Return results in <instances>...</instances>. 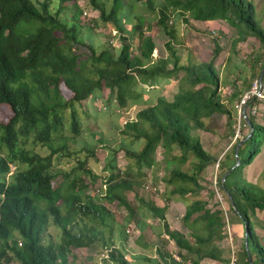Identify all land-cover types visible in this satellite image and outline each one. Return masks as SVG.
Returning a JSON list of instances; mask_svg holds the SVG:
<instances>
[{
  "label": "trees",
  "instance_id": "obj_1",
  "mask_svg": "<svg viewBox=\"0 0 264 264\" xmlns=\"http://www.w3.org/2000/svg\"><path fill=\"white\" fill-rule=\"evenodd\" d=\"M85 1L92 12L99 13L102 23L112 24L119 33L122 44L118 51L112 47V41L101 52L85 43L89 35L81 36L78 20L82 11L76 5L77 0H0V105L12 113L6 124H0V264H73L72 249L88 248L97 241L98 258L105 249L114 247L115 233L119 234L117 238L125 235L128 224L134 223L142 232L143 223L136 220V211L127 195L138 198V182L144 171L155 165L158 148L163 150L162 158L167 165L177 160L181 167L190 157L194 161L190 162L188 171L178 166L170 169L169 177L163 180L169 195L198 197L186 207L183 217L192 241L169 229L163 209L142 204L158 213L156 218L163 223L164 233L180 251L195 256L191 264L204 260L224 262L217 244L228 240L226 228L236 223L229 222L219 207H209L207 201L199 199L205 189L201 178L217 160L204 150L193 132L203 130L204 120L214 115L226 116L228 127H232L234 109L231 106L243 91L236 90L230 95V108L222 102L221 81L213 63L222 49L215 38L209 62L180 64L174 46L178 36L176 22L223 21L236 33L231 49L250 36L264 48V31L255 20L253 3L248 0H128L123 5L122 0H111L107 11L102 0ZM54 2L63 8L72 4L73 15L60 19L61 10L52 12ZM140 8L156 14L157 24L169 38L165 47L169 57L153 55L155 44L151 37L144 36L145 22ZM132 43L136 48H132ZM75 46L85 47L90 55L80 60L73 53ZM135 50L137 56L132 55ZM263 66L264 63L251 66V79H258ZM180 71L184 73L181 83L189 88L180 90L171 101L158 97L154 105L140 110L135 119L127 117L129 120L118 128V144L106 149L102 166L98 170L89 168L90 160L97 155L94 141L82 139L81 115L88 116L79 110L82 102L89 98L97 100L99 92L107 89L110 94H116L119 111L129 102L139 103L146 93L139 84L158 86L160 80L175 78ZM64 92L71 98L66 99ZM248 119L254 131L239 148L240 165L231 170L235 164V147L241 141L238 140L231 148V166L225 168L218 164L219 169L226 170L216 184L221 193L226 197L228 193L232 198L238 214L229 205L230 210L243 226V232L244 226L247 228L248 250L243 245V264H249L248 258L253 264H264V246L250 219L251 212L264 213V187L249 183L244 175V169L261 153L264 126L255 117ZM240 122L247 127L245 121ZM96 134L91 133L90 138ZM138 143H142L140 150L135 149ZM241 151L245 153L243 157ZM120 152L129 165L125 172L133 181L119 176L117 155ZM228 157L227 153L223 156ZM225 173L228 175L222 182ZM58 177L61 183L54 188ZM99 178L105 180L100 186V196L88 195V189ZM262 180L264 184V175ZM207 195L212 198L215 192L209 190ZM138 199L137 207L144 201ZM107 206L127 212L128 218L117 231L114 215ZM51 225L59 231L57 238L48 236ZM113 251L111 256L116 257L118 251ZM115 261L127 264L121 255Z\"/></svg>",
  "mask_w": 264,
  "mask_h": 264
},
{
  "label": "rangeland",
  "instance_id": "obj_2",
  "mask_svg": "<svg viewBox=\"0 0 264 264\" xmlns=\"http://www.w3.org/2000/svg\"><path fill=\"white\" fill-rule=\"evenodd\" d=\"M106 4V10L109 11L111 8L112 1L111 0H102ZM252 2L251 0H248ZM128 0H122V4L126 5ZM77 6L80 7L82 14L79 17V24L82 27L81 30V36L86 37L87 34L89 35V40L85 39V43L93 45L95 51L101 52L102 47L106 45L107 42L112 41V47L115 50H119L121 48L122 42L119 40V33L116 31L114 26L112 24H104L99 19V13L98 12H92L91 8L88 6L87 2L85 0H77ZM72 7V4H67L66 8L60 7L56 2H54L51 6L52 12L57 10H61L60 12V19H69L73 13L74 10H70ZM86 13L87 15H84ZM139 13L144 18V29L143 33L146 37H151L154 44H155V50H154V56L155 57H169V52L166 50V43L169 42V38L167 35H165L162 27H160L157 24L156 21V14L149 12L146 8H140ZM173 19H171L172 23ZM127 30L130 29V26L126 27ZM188 28L187 26L184 28ZM187 29L186 31H188ZM89 32V33H88ZM196 32V31H195ZM190 31H188V36H190ZM198 33V32H197ZM55 35L60 36L59 33H55ZM196 37V34H194ZM219 33L216 32L215 34H212V38H209L210 41L208 42L207 47L205 50H208L207 53L210 52V49L213 45V38H218ZM222 39L223 36L221 35ZM87 38V37H86ZM191 38V37H190ZM181 36L177 38V43L174 45L175 49L177 50L178 57L180 58V64L181 65H188L192 62L197 63L198 59L195 57H190V52H188V48L185 46L184 40L181 41ZM221 39V40H222ZM220 40V42H221ZM225 41H223L224 43ZM209 46V47H208ZM252 49H256L254 46H251ZM132 48H136L135 43H132ZM210 48V49H209ZM73 53L77 56H80V60H84L86 56L88 57L90 53L87 51V49L83 46H75L73 48ZM117 54L118 52H115ZM206 53V51H205ZM255 53V52H254ZM251 51H244L243 54L240 56L234 57V62L237 61V63L240 65L241 68H244V70L248 71L249 65L252 63L253 59H255V55ZM133 56H137L138 52L135 50L132 53ZM223 59H225L223 55ZM210 58L207 62H209ZM200 62V61H199ZM233 62V63H234ZM228 68H230V65L228 63ZM135 77V74H132ZM184 73L182 71L177 73V76L172 79H162L157 84L158 86H146L145 84H139L141 89H145V94L141 96L139 103L136 105H131L129 102L127 107L121 109L118 111V103L116 102V94H110V92L107 89H104L99 92L97 100H93V98H89L82 102V106L79 107V110L84 113L87 112L88 116L84 117L81 115L82 119V125H83V138L82 139H88L94 141V151L96 152L97 157H94V159L90 160L89 168L91 169H99L100 166H102L103 159L107 155L108 148H113L115 145L119 142V136H118V128H122L124 126V123L128 121L129 119H135L136 114L151 105H154L156 103V100L158 97L162 96L167 101L173 100V97L180 91V90H186L189 87L181 83V79L183 78ZM220 77V76H219ZM221 78V77H220ZM221 81V79H220ZM224 81V84L220 86L219 88V94L221 96L222 102L230 108L229 106V96L234 93L236 90H242L245 91L249 88L248 83L252 81V79H245L243 81L244 83L241 84L239 87L235 86V90H232L231 92H226L223 90L226 81ZM247 81V84H246ZM248 85V86H247ZM147 89V90H146ZM153 89V90H152ZM149 93V94H148ZM226 93V94H224ZM64 97L66 99H70L71 95L67 92L63 93ZM134 95V93H133ZM130 101H132L131 98H129ZM227 101V103H225ZM235 103V102H234ZM232 107V106H231ZM264 107L262 105L260 106V115L258 117V123L264 126ZM233 110V118H234V125L232 127H228L227 125V117L223 115H214L210 119L204 120V129L203 130H195L193 132V135H195L197 138H199L202 147L205 151H207L214 159L217 160L216 163L209 166V168L206 169L205 173L203 174L201 178V183L205 189L203 190V195L207 197V201L209 203V207H219V209L225 211V214L227 216V219L229 222H234L236 224H230L228 226L229 232L233 233L234 235V242L233 244L228 242L222 243L221 247L223 250V257L226 259L228 263H230V258L232 256V252L235 254V258L237 263L236 264H243L244 262V255H243V245L245 248V239L243 237V226L238 223L237 218L235 217L233 211L230 210L229 203L227 201V197L219 191L217 180L221 176L222 172L225 171V168H228L231 166L232 157H231V148L235 143H237L238 140H243V138L249 133V130L247 127L244 126V122H239L237 117V112ZM128 114L129 116H127ZM259 114V113H258ZM12 117L11 111L5 107L0 105V124H6ZM129 117V119L127 118ZM128 119V120H127ZM91 133H100L96 134L94 138H90ZM245 139V138H244ZM98 140H102V142H98ZM111 141V143L109 142ZM264 145V144H263ZM142 147V143H138L135 145L136 150H140ZM263 148V147H262ZM244 150V149H243ZM41 154H44V151H40ZM263 150L261 151V153ZM227 153L229 157L223 158V156ZM260 153V154H261ZM179 155V153H177ZM240 156L243 157L245 153L240 152ZM244 154V155H243ZM157 156V159L160 161L162 165H159L157 170H155L153 173H151L147 178V180H139V189H137L138 193H153V188H157V191L155 193H165V184L164 186L162 184H159L157 182V185H151L148 181L151 180V177L156 178L157 174L160 176V178L164 179L166 177H169L170 169L166 170L164 168L163 163V150L161 148H158V151L155 154ZM193 156V155H192ZM194 157V156H193ZM259 155L254 158L252 163L247 166L244 169V175L246 171L254 167L256 165V162L259 161ZM170 156H166V160H169ZM190 159H192L190 157ZM229 160V161H228ZM177 161V160H176ZM175 161V165L179 167V163ZM221 161V162H220ZM159 163V162H158ZM218 164L221 166L224 165L223 170L218 168ZM259 168H255L254 172L252 173L251 170L248 174V181L249 183H252L256 186L264 187L262 176L263 173H260L262 167L264 166V160L260 162ZM128 163L124 158V153L120 152L117 155V168L121 169V172L119 174L120 178L122 180L127 181H133L128 174L125 172L127 168ZM262 166V167H261ZM220 167V166H219ZM182 171H188L191 168L190 163H186L181 165L179 167ZM264 169V167H263ZM165 170L167 171V175H165ZM246 180V178H245ZM152 183L153 179L151 180ZM65 183L67 180L64 181ZM61 183L60 177L56 178L54 181V188L59 186ZM105 183V180L102 179H96L95 182L92 184V186L88 189V195H96L100 196V193H98V190H100V186ZM212 190L215 192V195L212 198H208L207 191ZM164 191V192H163ZM137 198L132 196L130 198L129 204L133 207H137ZM107 209L112 212L115 218L114 222V230L118 229L119 226L122 224L123 220V211L124 209L114 208L112 206H107ZM125 213V211H124ZM250 219L254 226L255 231L257 232V235L260 239L261 244L264 246V213L255 211L254 213H250ZM128 236L132 235L134 233V229L127 228ZM100 231V230H99ZM107 233V232H106ZM51 235L54 238H57L59 235V231L51 225L48 229V236ZM116 236V235H115ZM229 240V239H228ZM92 244V243H91ZM116 244V243H115ZM99 251L98 243L95 241L92 245H90L88 248H81V249H72L71 255H70V261H72L73 264H94L91 263V259L95 256V254ZM94 255V256H93Z\"/></svg>",
  "mask_w": 264,
  "mask_h": 264
},
{
  "label": "crops",
  "instance_id": "obj_3",
  "mask_svg": "<svg viewBox=\"0 0 264 264\" xmlns=\"http://www.w3.org/2000/svg\"><path fill=\"white\" fill-rule=\"evenodd\" d=\"M251 1L255 7V20L264 31V0H251ZM176 25L178 31L177 38L181 36L180 40L181 41L184 40L185 46L188 48V52H190V57L197 58L198 63L199 61L203 63H207L209 58L210 60L212 59L213 45L211 49L209 48L210 49L209 53H207L208 50H205V48L207 47L208 42L210 41L209 38H212V34H215L216 32L219 33L218 38L215 39L219 41L222 50L213 63L215 69L217 70L219 76L221 77L220 78L221 84L222 85L224 84L223 80L226 81V84L223 88V90L226 92H231L232 90H235V86L239 87L241 84L244 83L243 81H245V79L247 80L251 79V73H252L251 66H254L255 63H259V65L264 63V48L261 47L259 42L254 37L251 36L248 37L245 42H241L240 44H237L234 49H231V42L236 39V33L234 29L229 27L223 21L200 22V21L189 20V24H184L181 22V20H178L176 22ZM186 26L188 28L184 29ZM187 29H189L188 31L191 32L190 36H188V31H186ZM194 34H196V37ZM221 35L223 36V39ZM223 41L225 42L223 43ZM251 46H254L256 49H252ZM244 51H251L252 53L255 52L254 53L255 59H253L252 63L249 65L248 71L247 70L245 71L244 68L240 67V65L237 63L238 60L234 62V57L240 56L241 54H243ZM223 55L225 59H223ZM228 63L230 65V68H228ZM253 81L254 79H252V81L248 83V85L250 86ZM245 91H243V93ZM227 101H225V103H227ZM262 107H264V105ZM262 147L263 148L261 149V151L263 150V152L259 154L260 156L258 159L259 161H257L256 165H254V167L249 168L245 173V178L247 181L250 170L251 172L252 171L254 172L255 168L257 167L259 168L258 164H260V162L264 160V145ZM190 162H194V161L190 159L186 163H190ZM159 165L162 164L156 158L155 165L150 170L144 171V176L142 177V180L145 179L147 180L148 179L147 177L155 170H157ZM163 165H164L163 167L166 168V170L177 167L175 163H171L170 165H167L165 161ZM263 167L261 170H258L260 171V173L264 172ZM166 170L164 176L167 175ZM152 179L154 183H152L151 181ZM151 180L148 181L149 184L151 185V189L153 187L152 185H157V182L164 186L163 184L164 177L160 178L158 174L156 178L151 177ZM164 189H165V193L162 194L155 193L157 191V188L155 187L153 188L154 190L153 193L139 194L137 191L139 198V199L137 198L138 201H142V199L144 201L140 202V204L138 203L139 207H135L134 210L136 211V216H137L136 220H138V222L140 223H143L142 224L143 230L141 232L137 227H135L134 223H131L126 226L125 235H123V237L120 236L124 239L117 238L119 237V234L117 235L115 233L116 236L113 239L114 247L112 246L111 249L114 251H118V253L116 252L117 254L116 257L110 255V262L112 264H116L115 259L119 258L120 255L121 258L127 262V264H191V261L195 259V256L188 254L185 251H180L176 247L173 241H171L169 237L164 233L163 223L158 218H156L158 216V213L150 211L148 208H146L145 204L142 203L151 204L156 209L157 208L163 209L165 221L169 229L181 233L188 240L192 241V239L189 237V231L184 225L183 217L185 215L186 207L189 204H191L194 200H196L198 197L196 198L191 195H186L184 197H180L178 195L172 196L168 194L169 192L166 185ZM131 197L132 195L129 194L127 195V199H129V201ZM199 199L207 200V197L203 195V191L201 192ZM124 211H123L124 215H123L122 223L126 218H128L127 212L125 211L124 213ZM131 227L135 231L132 235L128 236L130 232H128L127 228H131ZM118 229H116V231ZM229 241L230 240H226V242L228 243ZM233 242H234V235L232 233V240L230 241V243L233 244ZM222 243H225V241L217 244V248L220 250L221 254L223 253L221 247ZM97 255H98L97 253L95 254V256L93 255L94 257L90 260L91 263L96 264L98 262ZM162 255H164V259L166 260V263L163 260ZM221 257L224 260V262L217 263L212 260H204L200 262V264H229L226 261V259L223 257V255Z\"/></svg>",
  "mask_w": 264,
  "mask_h": 264
},
{
  "label": "built area",
  "instance_id": "obj_4",
  "mask_svg": "<svg viewBox=\"0 0 264 264\" xmlns=\"http://www.w3.org/2000/svg\"><path fill=\"white\" fill-rule=\"evenodd\" d=\"M84 15H87L84 13ZM264 105V79L259 81L258 79L254 80L251 83L249 89H247L239 98L238 101L233 103L232 107L237 112V117L239 122L241 120H245V117H255L258 120L260 115V106ZM245 111V112H244ZM244 112V114H243ZM259 113V114H258ZM105 189V186H103ZM98 193L99 190H98ZM228 239L232 240V235L229 232V228H226ZM112 253V249H105L101 254L98 256V263L97 264H112L110 262V255ZM236 258L234 252H232V256L230 258L229 264H236Z\"/></svg>",
  "mask_w": 264,
  "mask_h": 264
},
{
  "label": "water",
  "instance_id": "obj_5",
  "mask_svg": "<svg viewBox=\"0 0 264 264\" xmlns=\"http://www.w3.org/2000/svg\"><path fill=\"white\" fill-rule=\"evenodd\" d=\"M263 76H264V66H263V68H262V70H261V73H260V75H259V77H258V80H259V81H262V80H263ZM244 112H245V111H244ZM244 112H243V114H244ZM244 119H245L244 121H245V123H246V126H247L248 129H249V135H248L245 139L241 140V141L237 144V146L235 147V150H234L235 164H234V166L231 168V170H234L235 168L239 167V165H240V160H239V158H238V151H239V148H240V146H241V145H242L247 139H249V138L251 137V135H252V133H253V131H254V129H253L252 125H251L250 120H249L247 117H245ZM227 175H228V173H225V174L223 175V177H222V182H224V180H225V178L227 177ZM226 195H227V199H228L229 205H230L231 208L236 212V214H238L237 210L235 209V206H234V203H233V201H232V198L229 196L228 193H226ZM244 237H245V249L248 250V248H247V228H246V226H244ZM247 254H248V252H247ZM248 257H249V254H248ZM248 260H249V264H253L250 258H248Z\"/></svg>",
  "mask_w": 264,
  "mask_h": 264
}]
</instances>
